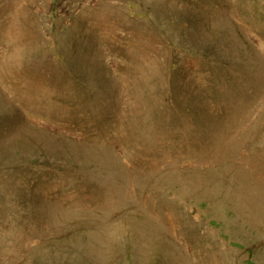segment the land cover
<instances>
[{
  "label": "rangeland",
  "instance_id": "rangeland-1",
  "mask_svg": "<svg viewBox=\"0 0 264 264\" xmlns=\"http://www.w3.org/2000/svg\"><path fill=\"white\" fill-rule=\"evenodd\" d=\"M0 264H264V0H0Z\"/></svg>",
  "mask_w": 264,
  "mask_h": 264
}]
</instances>
